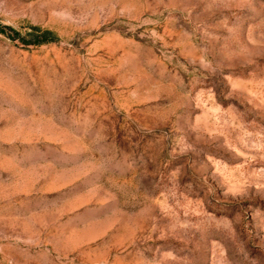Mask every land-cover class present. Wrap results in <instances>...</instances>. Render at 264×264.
<instances>
[{"label": "rangeland", "instance_id": "rangeland-1", "mask_svg": "<svg viewBox=\"0 0 264 264\" xmlns=\"http://www.w3.org/2000/svg\"><path fill=\"white\" fill-rule=\"evenodd\" d=\"M0 264H264V0H0Z\"/></svg>", "mask_w": 264, "mask_h": 264}]
</instances>
